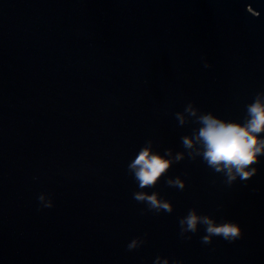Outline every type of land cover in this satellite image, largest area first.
<instances>
[{"label": "water", "instance_id": "95a60500", "mask_svg": "<svg viewBox=\"0 0 264 264\" xmlns=\"http://www.w3.org/2000/svg\"><path fill=\"white\" fill-rule=\"evenodd\" d=\"M258 92L264 0H0V264H264V156L229 183L183 143ZM149 144L173 162L141 188Z\"/></svg>", "mask_w": 264, "mask_h": 264}, {"label": "clouds", "instance_id": "9594fccd", "mask_svg": "<svg viewBox=\"0 0 264 264\" xmlns=\"http://www.w3.org/2000/svg\"><path fill=\"white\" fill-rule=\"evenodd\" d=\"M245 108L243 119H225L213 112L203 113L199 117L200 127L194 138L185 137L183 141L184 146L189 149L194 143H198L200 154L207 165L216 171H223L229 183L237 178L241 180L251 178L258 171L255 165L264 156V92L256 93ZM179 158L178 155L177 159ZM172 162L170 155L153 150L149 144L140 149L129 168L134 171L139 186L144 188L153 186L170 168ZM133 198L146 201L157 210L163 208L171 211L169 203L158 202L155 193L149 195L141 192L135 194ZM52 206L53 203L49 200L44 208ZM198 220L207 225L206 234L201 238L205 244L210 243L214 236L233 242L243 235V227L238 221L228 219L216 223L211 218L199 217L194 211L187 217L188 229L195 231ZM132 247L133 244L130 243L128 248ZM153 264H183V261L157 255Z\"/></svg>", "mask_w": 264, "mask_h": 264}]
</instances>
